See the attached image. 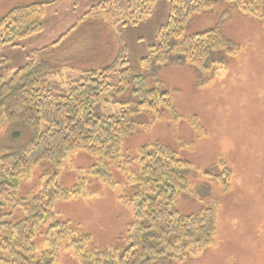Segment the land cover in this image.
Segmentation results:
<instances>
[{"label": "rangeland", "instance_id": "obj_1", "mask_svg": "<svg viewBox=\"0 0 264 264\" xmlns=\"http://www.w3.org/2000/svg\"><path fill=\"white\" fill-rule=\"evenodd\" d=\"M101 1L65 0L54 11L52 7L48 15L53 21L45 27L49 25L50 34L65 29V24L57 21L61 14H68L69 4L77 6L71 14L78 21L60 36L62 40L56 45L47 46L52 36L41 33L43 25L37 32L42 35L35 34L37 38L3 47L0 53L7 60L0 66V75L10 77L26 64L29 55H36L37 49L42 50L39 60L50 74L48 85L59 95L66 93L69 85L87 71H100L115 59L117 67L121 68V61L125 60L129 70L139 71L141 57L157 42L158 29L167 19L168 1L158 0L153 13L135 25L115 23L121 18L118 13L86 14ZM260 7L264 14V5ZM228 10L229 16L225 17ZM209 28L217 29L233 52L213 55L211 59L215 61L205 69L179 63L150 67L151 78L172 92L181 116L176 121L169 120L164 113L155 119L150 114L137 117L136 130L124 139L122 149L125 156L132 157L145 143L166 144L178 159L190 162L183 170L188 188L177 194L175 202L180 214L198 213L207 207L215 209L217 228L210 244L199 249L191 244L186 247L187 252L178 250L177 257L169 256L155 264H264V21L241 15L233 5L219 0L207 13L192 16L185 33L196 34ZM35 60L34 63L39 61ZM119 77L116 72L108 76L110 87L100 93L95 104L99 117L117 116L132 108V93L116 91ZM134 114L132 111L131 116ZM194 117L203 126L201 133L190 122ZM28 135L23 124L11 125L0 119V155L19 147ZM97 157L89 150L77 149L58 165L42 162L32 167L26 178L20 179L16 200L7 203L2 211L11 212L14 220L21 219L17 201L38 192L54 173L63 187L87 182L85 170L97 162ZM220 158L232 169L231 184L226 190L211 176L218 173L216 165ZM110 170L116 188L111 190L91 180L78 199L53 204L59 219L89 235L90 246L95 249L121 247L132 222V208L121 199L129 195L125 184L131 175L129 169L119 171L113 166ZM72 250H59L56 264H78ZM0 264L10 263L0 259Z\"/></svg>", "mask_w": 264, "mask_h": 264}, {"label": "trees", "instance_id": "obj_2", "mask_svg": "<svg viewBox=\"0 0 264 264\" xmlns=\"http://www.w3.org/2000/svg\"><path fill=\"white\" fill-rule=\"evenodd\" d=\"M157 1L103 0L86 14L118 13L121 18L115 23L135 25L153 13ZM167 1V19L158 29L157 42L141 57L137 72L129 70L125 60L121 61V68L117 67L115 59L100 71H87L69 85L66 93L59 95L48 85L50 74L39 60L42 50L37 49L36 55H29L26 64L10 77L0 75V119L11 125L23 124L29 134L26 142L0 155L1 260L10 264H56L59 250L70 248L78 264H155L169 256L177 257L176 251H186L191 244L199 249L213 241L217 228L214 207L180 214L175 206L177 194L188 188L183 170L190 162L178 159L160 141L145 143L132 157L125 156L122 149L124 139L136 130L137 117L150 114L155 119L164 113L169 120L176 121L181 116L173 103L172 92L151 78L150 67L179 63L196 70L205 69L215 61L211 59L213 55L233 52L215 28L185 33L192 16L207 13L219 0ZM223 1L233 5L241 15L264 21L260 11L264 0ZM44 11L45 5L35 2L4 14L0 19V51L5 46H18L26 37L40 32ZM229 12L226 11L225 17ZM36 58L39 61L34 63ZM6 60L0 53V66ZM115 72L120 75L116 91L132 93L133 105L120 115L102 118L97 115L95 104L100 93L110 87L108 76ZM131 110L135 112L132 116ZM190 122L196 131H203L197 117ZM77 149L89 150L98 156L97 162L85 170L87 182L63 187L54 173L38 192L17 201L21 219L14 220L11 212L2 211L7 203L16 200L20 179L26 178L32 167L42 162L58 165L69 152ZM113 166L119 171L128 168L131 174L125 179L129 195L119 197L132 208V222L121 247L95 249L90 246L89 235L59 219L53 204L78 199L89 188L91 180L111 190L116 188L110 173ZM216 166L219 171L211 175L212 179L226 190L231 184L232 169L222 158Z\"/></svg>", "mask_w": 264, "mask_h": 264}, {"label": "crops", "instance_id": "obj_3", "mask_svg": "<svg viewBox=\"0 0 264 264\" xmlns=\"http://www.w3.org/2000/svg\"><path fill=\"white\" fill-rule=\"evenodd\" d=\"M65 1V0H0V5L2 4V9L0 10V19L1 17L6 14L7 12L11 11L13 8L18 7V6H24V4H33L35 2L37 3H43L45 6V13H44V20H43V25H44V29L41 32L42 34H44V32H47V34L49 33L50 36H52L50 39H52L49 44L47 46H49L50 44L56 42L57 40H59L60 36H62V34L64 32H66L68 29H71V26L73 25V23H75L77 20V18H75L76 16L74 15V13L71 14L72 10H75L76 7H71L70 4L66 7L69 12L68 14H61V16H58V24H65V29H61L60 32L52 35L50 34V28L49 25L51 24V21H53V19H51L52 16L48 15V12H51L52 10L54 11L56 8H58L59 6H61V4H59L60 2ZM75 6V5H74ZM54 7L51 11L50 9ZM76 14V13H75ZM48 15V16H47ZM80 15H82V13L80 12ZM50 16V18L48 19V17ZM56 16V14H55ZM48 20V21H47ZM49 22V25L47 28L46 25ZM41 33H38L37 35H42ZM34 35V36H30L25 38V42L26 39L28 38H37L38 36ZM25 42H22L23 44ZM47 46H43V47H47Z\"/></svg>", "mask_w": 264, "mask_h": 264}]
</instances>
